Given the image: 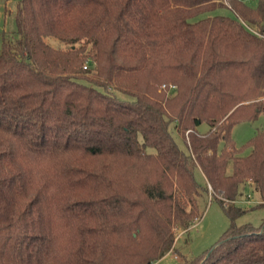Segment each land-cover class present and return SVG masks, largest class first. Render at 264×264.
Returning a JSON list of instances; mask_svg holds the SVG:
<instances>
[{
	"label": "trees",
	"instance_id": "1",
	"mask_svg": "<svg viewBox=\"0 0 264 264\" xmlns=\"http://www.w3.org/2000/svg\"><path fill=\"white\" fill-rule=\"evenodd\" d=\"M16 7L0 30V264H154L208 184L230 226L187 264H264V225L238 226L235 203L250 184L264 207V128L232 136L264 114V0Z\"/></svg>",
	"mask_w": 264,
	"mask_h": 264
},
{
	"label": "rangeland",
	"instance_id": "2",
	"mask_svg": "<svg viewBox=\"0 0 264 264\" xmlns=\"http://www.w3.org/2000/svg\"><path fill=\"white\" fill-rule=\"evenodd\" d=\"M18 0H0V30L10 32L15 28L14 14L16 12ZM250 6H256L257 0H245ZM218 14L233 16V13L227 9H221ZM263 35V34H261ZM52 46H58L59 43L53 38L47 39ZM264 128V114H261L255 121H244L237 124L232 131L233 139L237 146L245 144L252 139L258 130ZM199 132L204 133L208 126L204 123L198 128ZM173 136L178 141L182 149H186L182 135L176 131ZM186 141L188 137L186 135ZM197 180L205 184L203 175L199 170L196 171ZM216 194H213L215 198ZM210 199L209 189L203 194L200 201V210L202 218L194 222L187 230L177 229V241L175 249L164 256L154 264H187L194 258L202 255L211 249L221 238L222 234L229 228L230 219L226 215L224 208L216 199ZM249 199V203H241L239 206L247 212L242 214L237 220L238 226L249 224L255 228L264 225V207H254L260 202L259 194L254 190L253 185L247 184L242 191L240 201Z\"/></svg>",
	"mask_w": 264,
	"mask_h": 264
},
{
	"label": "built area",
	"instance_id": "3",
	"mask_svg": "<svg viewBox=\"0 0 264 264\" xmlns=\"http://www.w3.org/2000/svg\"><path fill=\"white\" fill-rule=\"evenodd\" d=\"M261 36L264 38V35H261ZM86 67L87 66H84V68H86ZM208 189H209V193H210V199H212L214 191H213V189H212L210 184H208ZM249 202H250L249 199H246L245 201H243V200L242 201H240V200L235 201V203H249Z\"/></svg>",
	"mask_w": 264,
	"mask_h": 264
},
{
	"label": "water",
	"instance_id": "4",
	"mask_svg": "<svg viewBox=\"0 0 264 264\" xmlns=\"http://www.w3.org/2000/svg\"><path fill=\"white\" fill-rule=\"evenodd\" d=\"M214 249V248H213ZM213 249L210 251V253L213 251Z\"/></svg>",
	"mask_w": 264,
	"mask_h": 264
}]
</instances>
